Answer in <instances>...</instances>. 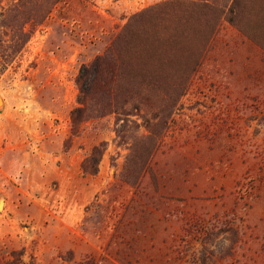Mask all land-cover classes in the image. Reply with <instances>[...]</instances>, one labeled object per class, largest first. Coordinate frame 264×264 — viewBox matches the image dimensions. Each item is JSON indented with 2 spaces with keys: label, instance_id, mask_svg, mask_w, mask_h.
I'll use <instances>...</instances> for the list:
<instances>
[{
  "label": "rangeland",
  "instance_id": "rangeland-1",
  "mask_svg": "<svg viewBox=\"0 0 264 264\" xmlns=\"http://www.w3.org/2000/svg\"><path fill=\"white\" fill-rule=\"evenodd\" d=\"M140 12L127 59L152 81L140 114L165 121L147 160L125 93L123 113H99L94 87L71 119L80 67ZM20 250L17 264H264V0H0V264Z\"/></svg>",
  "mask_w": 264,
  "mask_h": 264
},
{
  "label": "trees",
  "instance_id": "trees-1",
  "mask_svg": "<svg viewBox=\"0 0 264 264\" xmlns=\"http://www.w3.org/2000/svg\"><path fill=\"white\" fill-rule=\"evenodd\" d=\"M202 2H193L194 6L191 8L201 9ZM152 11L151 9L148 12ZM147 13H137L133 15L121 31L115 36L111 45L105 49V51L95 57L89 64H83L78 72L76 82L79 87V93L77 96V103L79 106L75 107L71 113L72 123L75 124L77 118L83 112V106L86 103L87 96L91 93L92 89L96 87L101 90L104 102L102 107L99 108V113H104V109L114 113H123L121 95H128L132 101L137 103L132 104V108L135 109V114L141 119V124L147 130V134L143 138L149 140V146L143 151L142 156L144 159H148L152 150L155 147V137L159 136L165 127V121L163 116H159L162 112H158L156 121L150 120L145 113L140 114V110L144 109L148 111L152 106L149 103L150 91L152 90V81L144 74L143 69H136L130 64L129 58L127 59V53L136 52L137 41L141 34L147 33V28L150 25L148 22ZM150 41L148 43H152ZM137 79L133 82H128V78L135 77ZM178 84H174L173 88L178 89ZM156 87L161 90V87L156 83ZM162 110L161 106L155 107ZM121 123L116 129V133L119 137H123ZM131 147V154L136 153L137 140L133 138ZM105 149V143L99 142L93 145L89 154L83 159L81 163V169L84 174L94 175L98 171V163L101 155ZM21 250L12 251V259L7 261L6 264H17L21 262ZM22 264H34L30 259L29 261L22 262Z\"/></svg>",
  "mask_w": 264,
  "mask_h": 264
}]
</instances>
